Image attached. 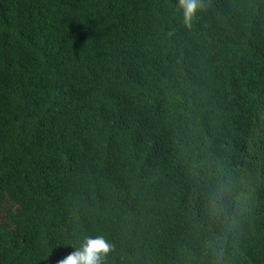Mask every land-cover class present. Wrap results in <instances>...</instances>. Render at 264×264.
<instances>
[{
	"label": "trees",
	"instance_id": "1",
	"mask_svg": "<svg viewBox=\"0 0 264 264\" xmlns=\"http://www.w3.org/2000/svg\"><path fill=\"white\" fill-rule=\"evenodd\" d=\"M0 0V264H264V0Z\"/></svg>",
	"mask_w": 264,
	"mask_h": 264
},
{
	"label": "clouds",
	"instance_id": "2",
	"mask_svg": "<svg viewBox=\"0 0 264 264\" xmlns=\"http://www.w3.org/2000/svg\"><path fill=\"white\" fill-rule=\"evenodd\" d=\"M182 21L191 27L198 12L203 8L202 0H177ZM73 251L59 260L57 264H104V260L112 249V245L103 236L82 237Z\"/></svg>",
	"mask_w": 264,
	"mask_h": 264
},
{
	"label": "rangeland",
	"instance_id": "3",
	"mask_svg": "<svg viewBox=\"0 0 264 264\" xmlns=\"http://www.w3.org/2000/svg\"><path fill=\"white\" fill-rule=\"evenodd\" d=\"M262 131L264 132V123H263V129ZM8 211V206L5 208V211L0 213V225H5L6 223V212Z\"/></svg>",
	"mask_w": 264,
	"mask_h": 264
}]
</instances>
